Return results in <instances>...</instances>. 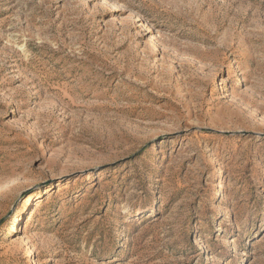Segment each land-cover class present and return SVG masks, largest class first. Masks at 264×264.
<instances>
[{"label": "rangeland", "instance_id": "1", "mask_svg": "<svg viewBox=\"0 0 264 264\" xmlns=\"http://www.w3.org/2000/svg\"><path fill=\"white\" fill-rule=\"evenodd\" d=\"M0 264H264V0H0Z\"/></svg>", "mask_w": 264, "mask_h": 264}]
</instances>
